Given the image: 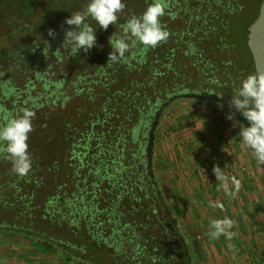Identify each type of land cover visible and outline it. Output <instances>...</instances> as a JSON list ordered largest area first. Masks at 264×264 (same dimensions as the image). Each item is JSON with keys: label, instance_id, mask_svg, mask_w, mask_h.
Returning a JSON list of instances; mask_svg holds the SVG:
<instances>
[{"label": "trees", "instance_id": "obj_1", "mask_svg": "<svg viewBox=\"0 0 264 264\" xmlns=\"http://www.w3.org/2000/svg\"><path fill=\"white\" fill-rule=\"evenodd\" d=\"M261 1L165 0L168 39L118 62H108L109 37L151 0H126L107 30L89 18L97 46L87 53L70 57L62 43L74 26L65 24L55 39L0 54V106L36 113L28 175L0 158V233L55 248L68 262L198 261L155 173L157 125L190 96L231 100L241 78L257 73L247 40ZM35 3L23 1L31 10Z\"/></svg>", "mask_w": 264, "mask_h": 264}, {"label": "rangeland", "instance_id": "obj_2", "mask_svg": "<svg viewBox=\"0 0 264 264\" xmlns=\"http://www.w3.org/2000/svg\"><path fill=\"white\" fill-rule=\"evenodd\" d=\"M23 1L0 0V54L35 40L47 39L50 37L49 28L57 32L60 27L65 26V18L72 12L82 10L87 3V0H36L35 7L31 10L23 5ZM254 15V11L248 13L249 18ZM186 100L191 103L184 101L181 104H172L160 119L156 130L153 161L155 173L166 191L169 203H173L171 192L178 198L176 203L178 209L176 208L177 211L174 210V213L181 216L177 218L180 219L178 223L182 233L192 235L191 225L196 216L194 205L198 204L199 197L207 199L204 195L195 194L198 171L202 169L203 174L205 171L208 172L207 163L204 161L208 159L209 154L207 146L204 151L199 152L201 146L197 142V135L204 134L203 137L217 142L218 149H221L218 151L221 156L219 166L224 172L237 178L241 172H245L250 178L249 186L252 189L264 188V164L255 160L250 149L241 147L240 126L248 124L223 98L217 95L190 96ZM230 111L234 112L233 119L227 118ZM183 123L182 127L187 132L184 135L186 139L175 133L182 128ZM201 124H207V127ZM178 140L180 142L177 143ZM183 142L186 145L190 143V147L186 146L188 149L182 150ZM199 165H202L201 169ZM257 175L260 176V181L252 182L251 178L254 180ZM206 181L209 183V180ZM202 240L204 241V237ZM1 246L9 247L8 251L12 248L16 249L15 253H22L26 259L25 264H87L68 262L59 250L19 235L0 233ZM205 259L201 257L200 264H206L203 262ZM194 264H198V261H194Z\"/></svg>", "mask_w": 264, "mask_h": 264}, {"label": "clouds", "instance_id": "obj_3", "mask_svg": "<svg viewBox=\"0 0 264 264\" xmlns=\"http://www.w3.org/2000/svg\"><path fill=\"white\" fill-rule=\"evenodd\" d=\"M167 5L165 0H151L144 11L136 15L133 13L125 23L120 25L121 35L114 33L109 37L112 51L108 53L109 61L118 62L124 58L131 48L142 46L144 49L155 48L166 41L169 31L161 22ZM126 8V0H87L86 6L79 11L72 12L65 18L64 23L71 28L64 29L62 45L69 50L70 57L77 56L83 50L89 52L97 46L96 27L87 21L89 18L107 30L110 24L116 25L120 13ZM48 36L56 38L57 32L48 29ZM48 43V41H47ZM49 45V44H48ZM50 46V45H49ZM229 107L240 112L248 121V126H240L241 147L250 149L255 160L264 164V73H249L241 78L235 94L231 96ZM35 111L29 107H21L15 113L0 106V158L11 162V171L19 177L27 176L33 167L29 149V133L33 130L32 120ZM234 112H229L227 118L233 119ZM219 188L227 196H234L240 188V182L235 177H227L218 164L212 169ZM213 208H223L221 202H212ZM235 221L224 216L210 222L209 236L215 240L224 236L231 240L235 236L233 231ZM228 248L235 255V247L231 243Z\"/></svg>", "mask_w": 264, "mask_h": 264}, {"label": "crops", "instance_id": "obj_4", "mask_svg": "<svg viewBox=\"0 0 264 264\" xmlns=\"http://www.w3.org/2000/svg\"><path fill=\"white\" fill-rule=\"evenodd\" d=\"M183 125L184 123L181 124V127ZM201 125L207 127V124ZM175 133L185 139L187 138L184 136L187 132H185L183 127L179 128ZM203 135L204 134L197 135V142L201 146L199 152L204 151L207 146L209 154L207 156L208 159L204 161L207 165L204 164V166H208V172L205 171L203 174L201 169L202 165H199L201 170L198 171V184L195 194L199 193L200 195H204L207 199L205 200L203 197H199L198 204L194 205L196 216L194 223L191 225L193 229L192 235L187 234L185 237L190 246L192 243L198 245L200 252L199 257L200 255L201 257H205L206 259L203 260V262L206 264H264V188L262 190L257 188L252 189L251 186H249L248 179L250 178H248L245 172H241L238 178L225 172L229 180L235 177L240 182V188L234 196L225 195L219 188L220 182L216 179L212 171L213 165H219L220 163L219 159H221V156L218 151L221 149H218L217 142L210 141V139L203 137ZM181 139L185 140L183 138ZM178 142L180 141L178 140L177 143ZM200 142H202V144ZM189 144L186 145L185 142H183L182 150L188 149L186 146L190 147ZM251 179L252 182L258 183L260 181V176L257 175L254 177V180L253 178ZM206 180H209V183ZM170 195L173 198V203L171 204L174 205V208H177L176 203L178 198L175 197L172 192ZM212 202H221L224 207L222 209L218 207L213 208L210 206ZM224 216H228L235 221L233 228L235 236L231 240L226 239L224 236L213 240L209 236L210 222L213 219L222 218ZM203 237L204 241L207 242L206 245L202 240ZM230 243L235 247V255H233L232 250L228 248ZM7 246L0 247V264H25V256L20 252L15 253L16 249L11 248V251H8L9 247ZM200 263L201 260L198 259V264Z\"/></svg>", "mask_w": 264, "mask_h": 264}, {"label": "water", "instance_id": "obj_5", "mask_svg": "<svg viewBox=\"0 0 264 264\" xmlns=\"http://www.w3.org/2000/svg\"><path fill=\"white\" fill-rule=\"evenodd\" d=\"M248 46L253 55L257 73H264V0L260 3L259 13L248 27Z\"/></svg>", "mask_w": 264, "mask_h": 264}, {"label": "flooded vegetation", "instance_id": "obj_6", "mask_svg": "<svg viewBox=\"0 0 264 264\" xmlns=\"http://www.w3.org/2000/svg\"><path fill=\"white\" fill-rule=\"evenodd\" d=\"M224 101L227 102L228 104H229V102H230L229 100H226V99H225ZM239 115L241 116V118H243L244 120H246V119L241 115L240 112H239ZM245 122L248 124V121H247V120H246Z\"/></svg>", "mask_w": 264, "mask_h": 264}]
</instances>
